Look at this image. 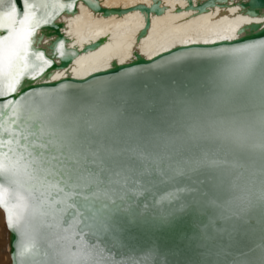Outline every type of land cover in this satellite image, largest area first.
<instances>
[{
  "label": "snow or ice",
  "instance_id": "obj_1",
  "mask_svg": "<svg viewBox=\"0 0 264 264\" xmlns=\"http://www.w3.org/2000/svg\"><path fill=\"white\" fill-rule=\"evenodd\" d=\"M0 213L9 264H264V0H0Z\"/></svg>",
  "mask_w": 264,
  "mask_h": 264
},
{
  "label": "bare ground",
  "instance_id": "obj_2",
  "mask_svg": "<svg viewBox=\"0 0 264 264\" xmlns=\"http://www.w3.org/2000/svg\"><path fill=\"white\" fill-rule=\"evenodd\" d=\"M103 2L117 3L120 2V0H102V3ZM212 11H214V9L212 7H209L207 11L195 12L194 13L195 17H203L202 19H198V20L194 19L193 17H188L186 20H178L176 19L175 11L166 12L163 14L153 13V15L162 17L157 22V28L153 34V40L156 43L167 44L169 41H172L180 36L193 35L195 37V34L197 32H201V33L207 32L210 35L211 31L215 30L214 20L208 19V12H212ZM188 20H191L192 22L188 23L187 22ZM79 30L82 33L81 38L86 39L87 35L89 34L87 20L81 22ZM69 43L71 44L72 41L70 40ZM2 216L3 214L0 213L1 222H2ZM0 238H1V234H0ZM0 264H5L1 256H0Z\"/></svg>",
  "mask_w": 264,
  "mask_h": 264
},
{
  "label": "rangeland",
  "instance_id": "obj_3",
  "mask_svg": "<svg viewBox=\"0 0 264 264\" xmlns=\"http://www.w3.org/2000/svg\"><path fill=\"white\" fill-rule=\"evenodd\" d=\"M0 234H1V238H0V256L3 259V262L5 264H9L8 254H7L6 251H4V249L9 244V242H8V233L3 229V221L1 222V219H0Z\"/></svg>",
  "mask_w": 264,
  "mask_h": 264
},
{
  "label": "water",
  "instance_id": "obj_4",
  "mask_svg": "<svg viewBox=\"0 0 264 264\" xmlns=\"http://www.w3.org/2000/svg\"><path fill=\"white\" fill-rule=\"evenodd\" d=\"M200 2L203 3V2H205V0H200ZM162 239L165 240V241H168V242H174V238L169 236V235H164L162 237ZM8 242H9V233H8Z\"/></svg>",
  "mask_w": 264,
  "mask_h": 264
}]
</instances>
